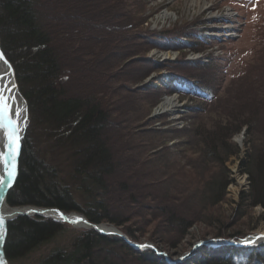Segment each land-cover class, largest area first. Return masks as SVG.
<instances>
[{
	"label": "trees",
	"instance_id": "trees-1",
	"mask_svg": "<svg viewBox=\"0 0 264 264\" xmlns=\"http://www.w3.org/2000/svg\"><path fill=\"white\" fill-rule=\"evenodd\" d=\"M145 10L144 0H0V45L14 69L30 125L6 202L79 212L91 224L121 228L132 242L152 225L150 237L176 248L195 223L208 226L213 237L239 240L243 234L228 232L230 226L209 211L226 195L230 172L220 171L239 152L227 139L242 126L254 142L240 163L250 187L239 193L235 207L264 208V140L255 145L247 121L236 124L226 116L223 123L187 133L198 138L184 144L196 156L188 170L167 161L151 168L130 151L125 124L139 128L143 107L132 100L124 105L132 96L126 83L136 84L148 72L123 69L138 63L162 66L135 57L174 34L144 27ZM184 34L174 36L185 43L172 41L169 48L197 45L194 33ZM164 87L181 97L212 99L199 82L176 73ZM156 92L158 98L165 94ZM199 106L188 108L199 112ZM64 228L50 218L17 216L7 224L5 253L19 259ZM164 259L152 249H134L118 235L88 229L32 264H264V243L203 244L197 255Z\"/></svg>",
	"mask_w": 264,
	"mask_h": 264
},
{
	"label": "rangeland",
	"instance_id": "rangeland-1",
	"mask_svg": "<svg viewBox=\"0 0 264 264\" xmlns=\"http://www.w3.org/2000/svg\"><path fill=\"white\" fill-rule=\"evenodd\" d=\"M144 1L146 2L144 13L147 16L144 27L174 34L168 36L171 41L166 43L163 41L160 42L161 45L149 48L144 56H139L142 58L135 57L138 60L146 59L162 64L163 67L155 68L157 64L138 63L123 69L124 72H130L134 67V70L146 69L148 72L138 83H126L129 89L126 94L132 96L124 100V105L126 102L132 105L133 101L135 106L143 107L139 128L129 121L125 124L123 132L129 136L127 140L129 147H132L130 151L151 168L161 166V161H167L169 165H184L188 170L193 168L191 165L196 156L189 148L184 147V144L190 139V142H197L198 139L197 136L190 138V132L197 127L207 128L220 123L226 116L236 124L247 121L252 129L253 134L250 135L255 140V145L261 146L260 142L264 140V0ZM165 13L168 16L164 18L162 15ZM184 33H192V35L194 33L195 40L198 41L197 45L192 49L169 48L172 41L181 44L182 40V43H185L183 37H178L177 40L174 36L185 35ZM170 73L199 82L212 99L199 101L181 97L177 93H168L164 86L170 81ZM157 89L165 92L161 98L156 95ZM166 97L175 99L174 106L168 110L160 106ZM154 101L157 102L152 104ZM193 105H200L199 112H193L188 108ZM28 126H30L29 118L27 129ZM245 131V126H242L237 133L227 139L228 143L237 146L239 152L238 156H229L225 161L224 169H221L220 173L224 175L229 171L230 183L226 187L224 200L209 211L210 214L218 215L226 226H230L228 232L243 234L244 237L240 239L256 234L264 235V208L255 206L240 209L236 208L234 203L239 200V193L246 192L250 187L247 174L240 167V163L245 161L249 153V145L254 142L246 137ZM185 133L186 135H183ZM256 148V146L253 148L254 152H257ZM170 170L167 168V171ZM73 212L82 215L75 211L69 213ZM144 213L148 214L147 211ZM241 213L243 217L239 218ZM45 218L53 220L51 217ZM59 223L65 225V228L53 240L19 259H10V264H32L53 248L67 246L81 231L92 229L67 222ZM97 225L113 227L114 231L123 234L121 228L112 224L103 222ZM148 227L144 231L146 233L134 243L140 244L142 249L151 248L158 254H164V260L167 262L180 261L197 255L203 244L214 245L224 240L213 237V234L208 232L210 228L203 223H195L176 248H169L155 236L150 237L149 234L154 228L152 225ZM143 230L144 228L141 231ZM260 243L264 241L253 245ZM146 244L151 246H145Z\"/></svg>",
	"mask_w": 264,
	"mask_h": 264
},
{
	"label": "snow or ice",
	"instance_id": "snow-or-ice-1",
	"mask_svg": "<svg viewBox=\"0 0 264 264\" xmlns=\"http://www.w3.org/2000/svg\"><path fill=\"white\" fill-rule=\"evenodd\" d=\"M0 61H3L5 71L11 68L4 53H0ZM8 91L9 85L0 87V164L4 169L3 174H0V189L11 187L16 178V162L22 150L23 129L20 125L26 119L24 112L16 110L13 104L15 97L8 95ZM73 222L79 223L81 220ZM4 223V217L0 215V237L3 235Z\"/></svg>",
	"mask_w": 264,
	"mask_h": 264
},
{
	"label": "bare ground",
	"instance_id": "bare-ground-1",
	"mask_svg": "<svg viewBox=\"0 0 264 264\" xmlns=\"http://www.w3.org/2000/svg\"><path fill=\"white\" fill-rule=\"evenodd\" d=\"M164 18L168 16V14H163L162 15ZM0 53L1 49H0ZM11 68L8 70H4V64L3 61H0V77H3V79H0V87H4L5 85H9V91L7 92L8 95L14 96L15 99L13 101L14 106L16 107V110L24 112L26 119L21 123V128L25 129L26 123H27V112L26 107H25V102L22 94L18 90L16 84L13 82V79L10 75ZM175 99L172 97H166L160 104L162 108L165 110L170 109L171 107L174 106ZM23 131L21 132V137L23 135ZM0 136H2V133H0ZM239 140V138H238ZM18 160V159H17ZM16 167H17V162H16ZM3 165L0 164V174H3ZM8 187H3L0 189V215H3L4 220L7 221L9 218H13L16 216L17 213H27L30 215H38L41 214L45 217H51L55 220L67 222L71 225L75 226H88V223L86 221V218L83 217L82 215L78 213H67L64 211H58L55 209H40L36 207H25V208H15V207H10L6 201H5V192ZM77 219H80L81 222L79 223H74L73 221H76ZM96 228L102 231H114L115 229L113 227H107L105 225H96ZM257 232H262V231H257ZM253 236V235H252ZM252 236L249 237V239L252 238ZM145 246H150L149 244H146Z\"/></svg>",
	"mask_w": 264,
	"mask_h": 264
},
{
	"label": "water",
	"instance_id": "water-1",
	"mask_svg": "<svg viewBox=\"0 0 264 264\" xmlns=\"http://www.w3.org/2000/svg\"><path fill=\"white\" fill-rule=\"evenodd\" d=\"M0 49H1V46H0ZM1 52L3 53L2 49H1ZM8 62H9V60H8ZM9 64L11 65L10 62H9ZM10 72H11L10 75H11V77L13 79V82L16 84L18 90L20 91V89L18 87V84H17V81H16V76H15V72H14V69H13L12 65H11V71ZM24 102H25V107H26V112H27V104H26L25 99H24ZM27 125H28V116H27L26 126ZM24 133H25V129H24L23 135H22V144H23ZM20 155H21V153H20ZM20 155H19L18 160H17L16 177H17V173H18V169H19ZM14 182H15V180L13 181V184H14ZM9 188L10 187H8L7 190H6V192H5V201H6V194H7V191L9 190ZM15 208H19V207H15ZM21 208H25V207H21ZM36 208H38V207H36ZM40 209H48V210L55 209V210L60 211L57 208H40ZM20 215L30 216V214H27V213H17L16 216H14V217L16 218L17 216H20ZM36 216L44 217L41 214H38ZM13 218H9L7 221H5L4 227L2 229L3 235H2V237H0V264H10V259H9V257H7V255L5 253V241H6V236H7V224H8V221L12 220ZM53 220H55V219H53ZM55 221H59V220H55ZM86 221H87V219H86ZM59 222H61V221H59ZM87 223H88V227L89 228H92V229H94L95 231H97V232H99L101 234H115V235L120 236L123 240H125L134 249H138V248L141 247L138 243H134V242L129 241L125 235L121 234L118 231H102V230H99V229L96 228V225L97 224H91L89 221H87ZM249 237L250 236H248V237H246L244 239H240L238 241H233V240H220L222 242L221 243H217V244H226V245L233 244L235 246H242V245H251V244H254V243H259V242H263L264 241V235H257L256 234V235H253L251 239H249Z\"/></svg>",
	"mask_w": 264,
	"mask_h": 264
}]
</instances>
